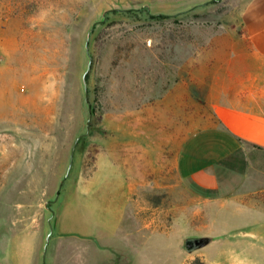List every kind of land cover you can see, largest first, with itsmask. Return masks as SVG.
Listing matches in <instances>:
<instances>
[{
    "label": "rangeland",
    "instance_id": "obj_1",
    "mask_svg": "<svg viewBox=\"0 0 264 264\" xmlns=\"http://www.w3.org/2000/svg\"><path fill=\"white\" fill-rule=\"evenodd\" d=\"M242 106L264 116V0H0V264H264V192L176 168Z\"/></svg>",
    "mask_w": 264,
    "mask_h": 264
},
{
    "label": "crops",
    "instance_id": "obj_2",
    "mask_svg": "<svg viewBox=\"0 0 264 264\" xmlns=\"http://www.w3.org/2000/svg\"><path fill=\"white\" fill-rule=\"evenodd\" d=\"M253 112L242 106L227 116L225 126L199 130L188 137L178 153L176 168L189 190L231 201L264 192V116ZM90 237L84 242L92 241ZM91 243L96 252L104 249ZM110 258L96 256L95 260L106 264Z\"/></svg>",
    "mask_w": 264,
    "mask_h": 264
},
{
    "label": "water",
    "instance_id": "obj_3",
    "mask_svg": "<svg viewBox=\"0 0 264 264\" xmlns=\"http://www.w3.org/2000/svg\"><path fill=\"white\" fill-rule=\"evenodd\" d=\"M88 44H89V40H88V42H87V50H88ZM84 83H85V85H86V79H85V77H84ZM88 129H89V126H88ZM77 142H78V141H77ZM76 144H77V143H76ZM75 149H76V145L73 147L72 156H71V164H72V162H73V157H74ZM49 239H50V238H48V242H49ZM195 245H196L195 242H188L186 247H187L188 250H192V249L195 247Z\"/></svg>",
    "mask_w": 264,
    "mask_h": 264
}]
</instances>
